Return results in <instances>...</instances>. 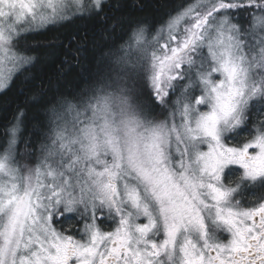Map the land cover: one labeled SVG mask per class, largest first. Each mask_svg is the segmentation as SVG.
I'll use <instances>...</instances> for the list:
<instances>
[{"label": "snow or ice", "instance_id": "obj_1", "mask_svg": "<svg viewBox=\"0 0 264 264\" xmlns=\"http://www.w3.org/2000/svg\"><path fill=\"white\" fill-rule=\"evenodd\" d=\"M140 6L0 0V93L17 73L21 91L36 79L33 47L54 57L62 43L73 55L57 76L76 67L82 84L41 80L3 129L0 264H264V203L233 199L240 181L264 180V0L178 3L154 35L130 19ZM74 17L100 39L26 42ZM33 105L44 119L29 128ZM250 118L255 133L229 146ZM230 165L243 169L235 187Z\"/></svg>", "mask_w": 264, "mask_h": 264}, {"label": "trees", "instance_id": "obj_2", "mask_svg": "<svg viewBox=\"0 0 264 264\" xmlns=\"http://www.w3.org/2000/svg\"><path fill=\"white\" fill-rule=\"evenodd\" d=\"M190 1L192 0H128L130 4L135 2L141 5L140 7L133 8L130 11V19L142 21L144 24L149 26L151 31H153L160 26L161 22L167 19L169 11H172L173 13L175 12V6L178 3L187 4ZM104 26L107 27V24ZM77 29L85 30L89 35L94 36L97 40L100 39L101 32L99 23L88 22L81 18L74 17L71 21H64L56 26L49 25L45 29L29 34L26 42L30 45H37L46 42L53 36H60L65 42H67L68 35L70 33L77 32ZM130 35V31L127 35L118 31L113 37L115 40V46L119 47L120 45L125 44L126 41H129ZM24 43L25 41L22 40L20 42L21 46H23ZM125 47L128 49V52H132L134 48H128L126 44ZM47 51L48 50L43 47H33L32 49L31 54L36 57V60L34 62L35 66L31 69V72L36 76L35 80L31 83L23 85V90L21 91V81L23 80V76L27 75V73H17L13 76V81L9 89L0 93V139L3 138V129L5 125L12 120L17 105L19 104L23 107V101L31 94L41 80L45 83H48V81L51 80L53 84H56L59 79L61 90H71L73 87L82 86L81 71L79 68L73 67L63 78H58L57 76L59 65L62 63L65 56L71 60L73 55L72 52L66 50L63 43L58 49V54L54 57L47 56ZM91 60L92 57L90 56L89 62H91ZM27 118V126L29 128H31L33 124L37 123V121L44 119L41 113L35 111V105L28 108ZM256 119H259V117ZM249 123H254V120L250 118L239 131L249 133ZM235 136L238 135L235 134ZM230 140L232 141L233 139L231 138ZM230 140L228 142H230Z\"/></svg>", "mask_w": 264, "mask_h": 264}, {"label": "flooded vegetation", "instance_id": "obj_3", "mask_svg": "<svg viewBox=\"0 0 264 264\" xmlns=\"http://www.w3.org/2000/svg\"><path fill=\"white\" fill-rule=\"evenodd\" d=\"M245 133L244 131H241ZM240 132V133H241ZM248 134V133H246ZM233 141L228 143L237 144L238 140L242 139L240 136L231 137ZM235 140V141H234ZM240 169L234 165L225 168L222 174V182L225 186L235 187L236 182L242 176L239 173ZM233 199L240 202L241 207H253L258 206L259 203H264V180L260 181H240V185L235 193H233ZM221 241H225L228 238V234L225 232L217 233Z\"/></svg>", "mask_w": 264, "mask_h": 264}, {"label": "rangeland", "instance_id": "obj_4", "mask_svg": "<svg viewBox=\"0 0 264 264\" xmlns=\"http://www.w3.org/2000/svg\"><path fill=\"white\" fill-rule=\"evenodd\" d=\"M195 2V0H192V1H190L189 3H194ZM159 27V26H158ZM157 27V28H158ZM152 34L154 35L155 34V29L152 31ZM135 54H136V50H135V48H133V51L132 52H128V55L130 56V57H134L135 56ZM243 126V125H242ZM241 126V127H242ZM249 126H250V132L248 133V134H243V133H240V129H241V127L240 128H238L237 130H235L233 133H230L229 134V140L231 139V137H236L235 136V134L236 135H238V136H241L242 137V139H240V140H238L239 142H237V144H230L229 143V146H237V145H239V146H242V143L246 140V138H248L249 137V135L250 134H254L255 133V131H256V128H255V124L254 123H249ZM239 132V133H238ZM228 140V141H229ZM231 141V140H230ZM233 141V140H232ZM235 141V140H234ZM202 148H203V150H207V146L206 145H204V146H202ZM251 153H254L255 151H257V150H255V149H250L249 150ZM175 159H178V157H175ZM230 166H232V165H230ZM235 167H237V168H239L240 169V171H239V173H241L242 175H243V169L239 166V165H234ZM229 167V166H228Z\"/></svg>", "mask_w": 264, "mask_h": 264}]
</instances>
